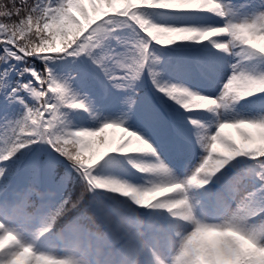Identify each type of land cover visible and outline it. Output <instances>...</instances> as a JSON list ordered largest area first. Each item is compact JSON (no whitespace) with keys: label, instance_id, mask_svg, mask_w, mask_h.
Returning a JSON list of instances; mask_svg holds the SVG:
<instances>
[{"label":"snow or ice","instance_id":"1","mask_svg":"<svg viewBox=\"0 0 264 264\" xmlns=\"http://www.w3.org/2000/svg\"><path fill=\"white\" fill-rule=\"evenodd\" d=\"M0 264H264V0H0Z\"/></svg>","mask_w":264,"mask_h":264}]
</instances>
